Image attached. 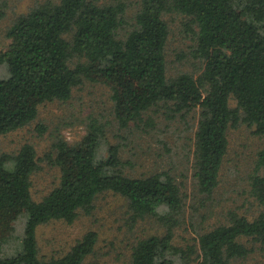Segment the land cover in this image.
I'll return each mask as SVG.
<instances>
[{
  "label": "trees",
  "instance_id": "trees-1",
  "mask_svg": "<svg viewBox=\"0 0 264 264\" xmlns=\"http://www.w3.org/2000/svg\"><path fill=\"white\" fill-rule=\"evenodd\" d=\"M8 7L0 0V24ZM129 7L123 0H37L6 30L0 64H7L9 76L0 80V136L25 128L40 107L66 103L86 85L109 89L113 119L91 117L82 139L55 142L59 182L41 200L32 194L40 168L35 148L25 144L15 155H0V252L14 224L21 221L23 230L25 223L22 250L0 264H99L88 262L96 254V230L48 260L40 258L37 234L50 222L72 224L80 212L92 213L105 194L125 201L132 223L154 219L165 230L138 238L130 264H233L249 258L247 242L264 249V148L250 177V195L263 210L255 218L229 213L205 228L187 220L188 175L180 182L165 170L137 176L127 168L124 148L108 140L114 128L142 134L184 122L193 131L186 157L193 190L201 200L211 198L230 130L243 124L264 137V0H140L128 18ZM169 15L182 16L194 35L185 58L197 62L195 74L171 75ZM198 211L192 208L191 216ZM185 224L190 239L177 243L176 231Z\"/></svg>",
  "mask_w": 264,
  "mask_h": 264
},
{
  "label": "rangeland",
  "instance_id": "rangeland-1",
  "mask_svg": "<svg viewBox=\"0 0 264 264\" xmlns=\"http://www.w3.org/2000/svg\"><path fill=\"white\" fill-rule=\"evenodd\" d=\"M36 1L7 0V15L0 24V51L9 44L5 33L15 17L26 13ZM123 1L130 4L127 17H133L140 8V0ZM165 20L171 29L167 46L171 75L184 72L195 74L198 70L197 62L190 57L185 58V54H191L190 48L194 46V35L186 27V20L178 15L166 16ZM8 76L7 64H0V80ZM231 105L235 107L236 102L231 101ZM111 110L108 88L102 85L79 87L70 101L43 105L33 123L16 132L0 136V155H15L25 144H31L35 148L40 168L32 179V194L36 200H41L59 182L60 171L54 164L55 142L58 139L70 143L79 141L86 134L91 117L101 122L112 121ZM168 125L162 126L160 131L158 127L157 130L142 134H134V129L126 132L114 128L109 132L108 140L110 144H120L124 148L122 156L128 162L127 168L137 176L165 170L170 171L180 182L188 175V187L185 189L189 195L187 220L193 218L192 222L196 226L198 222L203 223L205 228L218 225L229 213L249 218L260 214L263 208L250 195V177L256 168L258 152L264 148V137L254 136L253 129L243 124L231 129L230 149L221 171L219 187L211 198L201 200L202 196H197L193 190L192 172L186 159L192 148L190 138L193 131L182 121ZM41 126L45 128L44 133L38 130ZM192 208L199 209L194 216H191ZM131 214L122 198L112 194L102 195L92 213L80 212L74 223L53 221L38 229L40 258H60L88 231L96 230L99 233V242L96 254L88 262L130 264L131 246L138 238L155 231L165 233L164 228L154 219L132 223ZM202 215L208 217L205 222L199 218ZM14 225L15 231L0 252V258L14 256L22 250L18 236L23 232L25 223L23 230L21 221ZM187 227L185 224L177 229V243L183 244L190 239ZM247 245L252 250L249 258L233 264H264V249L253 242H247Z\"/></svg>",
  "mask_w": 264,
  "mask_h": 264
}]
</instances>
